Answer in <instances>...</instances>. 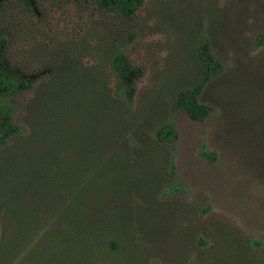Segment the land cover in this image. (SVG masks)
<instances>
[{"label": "rangeland", "instance_id": "1", "mask_svg": "<svg viewBox=\"0 0 264 264\" xmlns=\"http://www.w3.org/2000/svg\"><path fill=\"white\" fill-rule=\"evenodd\" d=\"M37 2L39 16L21 0L0 6L11 62L37 78L11 99L27 131L0 148V231L16 260L53 244L76 194L99 193L108 228L92 264H264V0H143L133 19L94 0ZM112 40L144 70L132 107ZM203 41L223 64L200 97L212 113L176 110V146L156 142L154 125L201 77Z\"/></svg>", "mask_w": 264, "mask_h": 264}, {"label": "trees", "instance_id": "2", "mask_svg": "<svg viewBox=\"0 0 264 264\" xmlns=\"http://www.w3.org/2000/svg\"><path fill=\"white\" fill-rule=\"evenodd\" d=\"M3 1L0 0V6ZM94 1L101 9L128 19L135 18L136 11L143 4V0ZM21 2L29 12L37 16L40 15L37 0H21ZM9 41L10 38L7 34L0 36V148L7 147L14 138H22L27 131V125L16 121L15 106L11 99L31 91L37 82L34 74L26 72L11 62L7 54ZM112 43L115 49L111 55L110 64L120 84V93L125 96V103L132 107L135 102L137 80L144 70L124 54L123 48L116 40H112ZM263 45L264 30L257 38V46ZM198 55L202 64L201 77L195 84L179 90L171 104L169 118L154 125L151 132L153 133L152 139L156 142H171L173 146H176L178 139L176 110L183 109L191 119L198 121H205L212 113L213 108L203 103L200 97L210 80L223 69V64L214 55L206 41L200 44ZM203 152L207 157L212 158V154ZM8 190V188L0 186V207H2V202L5 203L4 206L8 205L10 198ZM17 190L14 187V197L19 195ZM76 195L72 204L63 211L62 216L65 217V222L59 226L53 225L48 231V238L55 239L53 244L48 243L47 238H43L39 244L31 247L29 252L26 250L23 253L25 256L18 261L15 248L10 251L8 246L6 229L0 231V264H92L96 249L94 241L98 240V234L101 235V229L108 228L105 222L108 209L104 207L101 200L103 195L101 196L99 193L93 196L91 204L80 195ZM12 212L14 213L13 209ZM6 214L12 215L11 211ZM102 217L105 218L103 221ZM110 242L116 247L115 240L110 238ZM166 264H198V261L195 257H189L182 262Z\"/></svg>", "mask_w": 264, "mask_h": 264}]
</instances>
